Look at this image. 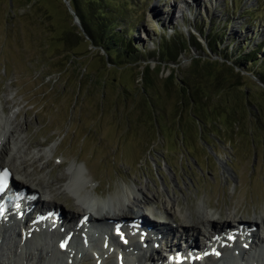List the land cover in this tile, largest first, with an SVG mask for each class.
<instances>
[{
  "label": "rangeland",
  "instance_id": "1",
  "mask_svg": "<svg viewBox=\"0 0 264 264\" xmlns=\"http://www.w3.org/2000/svg\"><path fill=\"white\" fill-rule=\"evenodd\" d=\"M128 5L134 10L120 21L136 26L142 54L110 63L63 0H0V102L30 153L55 148L35 177L61 175L75 163L104 199L126 184L154 196L153 209L173 198L194 220L201 206L243 223L264 215V83L255 76L264 66L225 60L259 46L256 61L264 58V0ZM174 29L201 48L189 47L178 64L160 62L152 57L156 43ZM213 30L223 37L219 56L205 48ZM53 198L63 212L73 208L68 196ZM87 259L78 264L95 263Z\"/></svg>",
  "mask_w": 264,
  "mask_h": 264
},
{
  "label": "bare ground",
  "instance_id": "2",
  "mask_svg": "<svg viewBox=\"0 0 264 264\" xmlns=\"http://www.w3.org/2000/svg\"><path fill=\"white\" fill-rule=\"evenodd\" d=\"M14 122L15 117L7 116L3 104L0 102V167L9 169L14 177L19 178V182L13 181L14 184L24 188L30 194L29 196L36 197L38 208L57 209L53 197L56 195L68 196L74 205L72 209H69V212H63L61 227H67L72 231L73 238L69 241L68 250L65 252H61L57 248V240L63 238L64 235L57 228L51 230L50 225L45 227L49 231L42 228L34 229L31 231L30 240L23 239L18 227L22 223L15 218V214L0 227V264H77L84 256L93 259L94 256L89 252L96 253V261L101 260V264H105L110 255V247L121 251L125 264H175L173 261H167L165 255L153 248V243L158 242L157 230L159 229H163L166 234L175 235L173 241L169 238L160 240L162 244L160 251L163 250L168 256L175 251L180 252L181 256L183 253L192 255V263L187 261L189 255H185L181 264H225L226 258L232 259L233 264L263 262L264 238L261 237L258 228L264 231V215H255L253 221L245 222L242 226L243 229L239 230L241 222H237L230 213L221 218L219 214L218 216L212 215L201 206L194 220L191 213H182L179 204L171 197L166 198V206L163 204L161 207L156 206L157 208L153 209L151 207L156 199L154 196L152 200L148 199L143 196L141 189L130 188L126 184V187L121 188L119 193L115 194L116 196L104 199L105 197L99 196V191L87 178L86 182L84 181L86 177L84 175L88 172L85 166L80 167L75 163L67 166L65 173L61 175L52 176L49 173L46 176L35 177L36 173H43L47 162L50 164L47 160L53 156L55 148L37 146L42 147V150L30 153L27 142L20 137V125H15ZM31 144L29 146H32ZM41 158H44L43 161ZM41 161L45 162V166L43 163L41 164ZM149 207L150 216L158 222L153 226L150 225L151 220L148 218L146 220L144 216V209ZM83 209H87L89 212L88 229H70V225L76 224L79 216H84ZM131 211L138 212L139 218H135ZM175 217L179 218L177 223L173 220ZM128 218L138 219V224L142 226L140 229L145 231V236L141 233L137 235L131 233L127 238L128 246L123 247L109 231L107 226L109 222L107 223V221H121ZM96 224H102L104 227L98 229L95 227ZM144 227H151L152 231H146ZM140 229H137V233L140 232ZM227 229L229 231L238 229L239 233L232 243L227 242L221 249L222 257L219 259L212 256L203 258V251L196 248V239L200 237L206 241L205 244L209 241V246H215L218 240H212L213 237L222 235ZM142 237L146 240L143 244L139 243ZM153 239L155 241H152ZM106 242L108 249L102 247ZM177 243L181 245L178 246ZM144 244H148L151 250L141 249ZM243 244L249 245V249H243L241 246ZM131 250H143L144 255H150L149 259L151 260L146 262L138 254L133 253L134 261L128 262ZM195 250L199 251L194 253ZM154 257L157 259L154 260ZM114 263L116 264V262Z\"/></svg>",
  "mask_w": 264,
  "mask_h": 264
},
{
  "label": "trees",
  "instance_id": "3",
  "mask_svg": "<svg viewBox=\"0 0 264 264\" xmlns=\"http://www.w3.org/2000/svg\"><path fill=\"white\" fill-rule=\"evenodd\" d=\"M69 5L77 17V20L81 27V33L87 39L88 43L94 47L98 52H103V56L110 62H117L121 60V56H127L134 58V53L142 54L138 51V46L133 42V36L136 31V26L129 23H121V19L126 16V12L129 8L134 10L133 5L129 7L131 0H68ZM228 2L224 3L227 7ZM139 10V8L137 9ZM195 30H197L194 27ZM222 35L219 32L210 33L209 37L205 39L206 50L215 56H219L218 46L219 41L222 39ZM211 39V40H210ZM196 45V46H195ZM189 47L201 48V43L197 41L194 36L190 39H180L178 37V31L173 30V36L162 37L158 43H156L157 50L152 53V57H158L160 62L178 64V60L181 54L185 53ZM260 46L255 51L252 50L248 54H243V51H239L238 57L234 60L231 57H225L226 62L236 64L239 67L248 65L251 62H255L253 66L257 64L261 67L264 66V58L261 62L256 61L260 53ZM203 55H205L203 53ZM206 56V55H205ZM198 61L192 62V68L197 66ZM212 66V65H211ZM225 71L231 76H235L232 72V68L223 63ZM249 70V67L247 68ZM263 72H262V71ZM256 71L255 76L264 83V68ZM238 76V74H237ZM215 78V77H214ZM189 89V88H186ZM195 95L198 96V94ZM183 94V90L181 92ZM198 121L202 120L194 115Z\"/></svg>",
  "mask_w": 264,
  "mask_h": 264
},
{
  "label": "water",
  "instance_id": "4",
  "mask_svg": "<svg viewBox=\"0 0 264 264\" xmlns=\"http://www.w3.org/2000/svg\"><path fill=\"white\" fill-rule=\"evenodd\" d=\"M63 1H64V3L67 5V7L70 9V12H72V9H71L69 3H68L66 0H63ZM75 21H76V24H77L78 28L81 30V27H80L79 22H78L77 20H75Z\"/></svg>",
  "mask_w": 264,
  "mask_h": 264
}]
</instances>
